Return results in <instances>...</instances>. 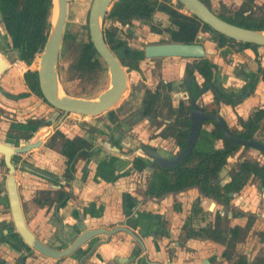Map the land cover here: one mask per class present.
I'll return each mask as SVG.
<instances>
[{
    "label": "crops",
    "instance_id": "1",
    "mask_svg": "<svg viewBox=\"0 0 264 264\" xmlns=\"http://www.w3.org/2000/svg\"><path fill=\"white\" fill-rule=\"evenodd\" d=\"M203 49L207 53V60L217 71L220 87L226 89L227 94H233L235 90L248 82V78L251 79V76H254L251 73H254L257 65L264 67L258 62V56L264 55L261 51L264 50L263 48H258L255 52L249 49L235 51L228 46L218 48L210 42H205ZM261 60H264V56ZM187 62L190 60L163 58L154 61V64L158 65L159 79L165 83L173 79L180 80L184 64ZM176 63L179 65L177 70L173 68ZM24 68L27 67L24 66ZM229 88L231 91L228 90ZM175 89L172 90V100L181 93ZM207 94L212 100L210 92L204 93L201 98ZM12 103L19 107L26 106L25 112L30 114L37 115L39 111L42 113L49 111L45 106L39 107L32 96ZM200 103H202L201 100ZM27 105H31L32 108ZM263 105L264 83L259 81L253 93L240 104L230 108L220 103L217 112L228 128L239 130L235 125L236 116L245 119L256 107ZM0 111L2 112L0 123L6 128L7 126L9 128L6 122L9 121L7 119L10 118L11 111L16 114L15 119L20 120L16 109L7 107L4 109L0 106ZM62 126L63 124L60 125L59 131L65 135ZM42 128L35 130L29 141L38 138V132ZM76 130L73 136H65L68 139L83 137L91 144V149L90 159L76 161L72 179L64 177V158L45 146L47 140L43 141L40 147L15 157L14 180L23 205L27 227L39 241L53 247H63V243L71 242L85 229L109 230L113 227H127L140 238L143 250L140 251L136 243L127 235L117 233L111 237H95L80 247L86 255L80 263V256L78 257L79 253H77L75 257H72L74 260L68 261L42 259L35 254H30L25 264H234L239 258H244L246 263L251 264L260 257L264 258V240L257 237L258 233H264V191L257 190L254 180L246 183L230 200L228 207L211 200H207L208 204L205 206L200 205L198 202L202 198L194 188L168 194L155 201H140L141 192L134 189L135 182L141 179L140 173L130 171V165L100 145L94 135L89 137L84 132L82 136L77 128ZM205 130L207 132L204 134H208L210 129ZM87 136L90 139H86ZM255 136L264 142V117ZM5 137L6 134L0 132V140L6 139ZM111 141L110 145L119 149V153L132 148L127 138ZM161 142L170 144L172 150L175 149L170 140H161ZM210 146L212 147V143L202 137L199 147L209 148ZM220 146V141L213 143L214 148ZM253 152L255 151L247 152L240 149L227 160L226 169L228 170L229 166L243 158L258 160ZM1 179L0 172V182ZM227 181L228 179L224 178L222 183ZM57 191L69 194V199L62 208H56L55 202L47 203L54 199ZM40 192L47 193L46 205L41 200L43 197H38ZM153 215L157 217L153 218ZM216 216L219 217L222 229L237 227L241 230L239 237L229 242L234 246L231 248L229 259L222 257L224 250L222 245L198 238L183 240L185 232L189 229L213 228ZM249 217L253 218V221L248 228H245ZM3 219H7L6 199L3 194H0V234L6 232L2 228L9 223V221H2ZM160 222L163 224L161 232L165 233L164 235L160 232ZM182 227L185 230H182ZM227 237L229 238V234ZM8 243L14 248L8 250V245H0L1 264H14L22 252L25 253L16 239H11ZM254 246L257 249L256 253L252 254L250 252ZM237 251H239L238 254L235 253Z\"/></svg>",
    "mask_w": 264,
    "mask_h": 264
},
{
    "label": "trees",
    "instance_id": "2",
    "mask_svg": "<svg viewBox=\"0 0 264 264\" xmlns=\"http://www.w3.org/2000/svg\"><path fill=\"white\" fill-rule=\"evenodd\" d=\"M172 0H115L110 9L106 13L103 20L102 34L105 44L115 55L121 67L128 71L138 72V62L143 59L142 52L129 48L124 41L117 36V28L131 27L132 21H137L146 26L150 33L160 35L165 32L171 43L192 44L194 43L197 32H208L211 41L220 48L224 45H236L238 49H251L255 51L257 48L253 45L235 43L221 35L216 34L207 26L198 22L192 15L179 13L182 9L181 5ZM208 9L211 10L208 0H199ZM222 11L214 13L224 22L248 29L264 31V5H257L248 1H243L239 6H222ZM52 2L51 0H0V21L10 44V49L14 52L16 60L22 62L27 67L30 66L34 58L40 54L43 43L45 41L50 26V16L52 21ZM155 13L162 14L168 18V27L158 29L152 25V17ZM109 23V27H104L105 23ZM69 35L63 32L60 52L65 51V44L68 43ZM72 40V38H70ZM74 62L71 69L79 74L89 75L93 72L105 73L103 63L98 59L91 43L87 37L85 42H80L76 46ZM61 56V55H60ZM59 73V71H58ZM184 74L190 80L188 87L189 97L194 100L198 98V91L211 83L212 66L206 59L192 60L184 66ZM194 74H197L202 83L198 87L194 81ZM23 82L27 89L35 96L41 98L37 87L36 72L27 70L23 75ZM264 82V68L258 69V77L256 82ZM256 82L247 84L250 92L253 91ZM171 83L163 84L158 82L153 91L143 90L141 107L139 115L141 118L156 117L160 115L162 109H165L168 116H173L171 123L166 127L161 138L170 137L174 140V144L179 150L184 148L185 139L188 133V112L190 105L187 100V106L180 101L176 109H172L169 103V92ZM213 95V101L218 102L221 91H217ZM165 100V105H161V101ZM226 104L233 106V102L227 98ZM213 113V112H212ZM264 116V110H256L245 121L237 119L240 131L231 132L233 137L238 139L253 141L254 134L259 128V123ZM106 120L113 124L117 123L116 116L113 111L104 114ZM206 123V122H205ZM35 128L41 126V123H28ZM119 126V125H118ZM208 134H202L207 141L221 140V147L217 149L209 148H193L192 151L183 159V161L171 169H161L155 164L149 166L151 172L146 180L143 194L146 197L161 199L168 194H176L190 188H196L202 198L213 200L224 207L228 206L230 197L228 193L237 194L246 185L249 180L256 182L258 191H264V166L256 161L242 160L234 164L228 172V181L224 184L216 182L218 173L224 168L226 160L231 158L239 149L247 150V147L227 142L221 136L217 126ZM25 129V128H24ZM25 139L30 138V134H26ZM45 146L48 149L55 150L64 158V177L73 178L74 166L77 160L88 158L91 144L84 138L74 137L72 139L65 138L61 133L55 131L46 141ZM264 157V155H262ZM146 165L135 160L132 162V169L141 172ZM47 195V193H41ZM69 199V194L57 191L55 198L49 200L48 204L55 202L57 208L65 205ZM176 208L174 207V210ZM253 218H247L245 228H248ZM163 230V224L160 225V232ZM182 230H185L182 227ZM159 232V233H160ZM241 230L237 227L232 229H221L219 217H215L213 228H202L197 230L189 229L185 232L183 240L187 239H203L212 243L222 245L224 250L222 257L229 259L233 242L239 237ZM161 234H163L161 232ZM165 234V233H164ZM163 234V235H164ZM229 234V238L227 237ZM257 237L264 240V233H258ZM17 264H23V258H19ZM234 264H248L244 258H239ZM253 264H264V259H257Z\"/></svg>",
    "mask_w": 264,
    "mask_h": 264
},
{
    "label": "water",
    "instance_id": "3",
    "mask_svg": "<svg viewBox=\"0 0 264 264\" xmlns=\"http://www.w3.org/2000/svg\"><path fill=\"white\" fill-rule=\"evenodd\" d=\"M88 1L89 9L86 17L87 35L93 50L98 56V59L105 67L108 85L106 89L103 90L96 98L90 100L70 97L62 92L58 82L57 60L65 26L67 0H51V11L54 12V18L53 21L50 22L48 33L43 43L41 52L38 55L37 69L35 72L37 87L42 100L47 104L48 107L52 109L54 116H57L59 113H61L60 119H62L67 114H74L79 117H95L102 115L107 111H110L117 104L125 89V74L115 56L106 46L102 34L103 20L115 0ZM176 1L186 12L191 14L196 20L210 28L216 34L221 35L233 42L264 47V31L248 30L228 24L218 18L199 0ZM142 53L145 59L179 58L191 60L204 59L207 54L202 46L198 44L179 43H159L147 45L143 47ZM5 69L6 64L0 58V75ZM213 78L214 80L211 82V84L202 89L199 92L200 94L204 93V91L210 88V86H213L220 91L217 74H214ZM182 79H184L183 73ZM188 84L189 82L186 80L185 85L188 86ZM244 97L245 95L241 97V100L244 99ZM189 105L191 110L188 114V133L184 148L181 151L170 156L169 158L163 157L156 150L149 148H145L143 152L140 151L136 154L149 162H154V164L161 169H171L172 167L181 163L192 150L197 140L199 126L202 121L215 122L223 139H225L227 142L242 147H248L264 154L263 143L256 141H245L233 137L230 135L224 122L218 115L203 113L200 107L201 104L197 103L191 97L189 98ZM49 122L53 124L54 128L59 123L58 121L57 124H54L53 120H50ZM42 129H45V131L42 134L38 133V138L33 139L28 143L17 144L16 147L14 146L15 142L11 139L0 140V157L3 167L6 170L4 188L6 192L8 208L13 229L21 240L22 244L42 257L52 260H59L68 257L77 251L79 252L80 247L95 237H111L117 233H123L127 235L132 241H134L141 250H143L140 239L127 227H113L110 230L96 228L82 231L72 240L70 245L60 250H54L42 244L28 230L23 219L20 202L17 195L16 183L14 181V166L11 162V158L14 155L24 154L40 147L41 143L45 141L51 133V130L47 127ZM97 141L99 142V140ZM100 145L105 147L108 151H111L114 155H117L118 158L122 160L126 159V157L119 153V149L116 147L107 143H100ZM131 158L132 156L128 157L126 160L132 161ZM224 174L225 170L221 169L216 182H219ZM227 196L232 198L234 195L232 193H228ZM84 257L85 256L83 255L79 258V263L84 259Z\"/></svg>",
    "mask_w": 264,
    "mask_h": 264
},
{
    "label": "flooded vegetation",
    "instance_id": "4",
    "mask_svg": "<svg viewBox=\"0 0 264 264\" xmlns=\"http://www.w3.org/2000/svg\"><path fill=\"white\" fill-rule=\"evenodd\" d=\"M173 1V0H172ZM171 1V4L172 5H174L175 3H173ZM176 1V0H175ZM209 1V0H208ZM235 6H239V4L238 5H235ZM183 9V8H182ZM182 9H180V10H178V12L179 13H182V14H185V13H183L181 10ZM184 10V9H183ZM210 10V9H209ZM185 11V10H184ZM211 12H212V10H210ZM186 12V11H185ZM213 13V12H212ZM51 14H52V11H51ZM155 15H159V16H161L162 18H167L166 16H164V15H162V14H159V13H155L154 15H153V17L155 16ZM185 15H189V13L188 12H186V14ZM191 15V14H190ZM152 17V18H153ZM50 20H51V16H50ZM157 21H159V19H157L156 17L154 18V26L155 27H157L158 29H164V28H167L168 27V18H167V20H164L165 21V23L167 24L166 25V27H162V26H157L156 24H158V23H156ZM198 21V20H197ZM199 22V21H198ZM134 23H138L139 25H141V26H144V25H142V24H140L139 22H137V21H132L131 22V27L129 28V27H119V26H117L116 24L114 25V26H116V28H117V36H118V30L119 29H123V28H126V29H129L130 31H133V29H132V26H133V24ZM156 23V24H155ZM202 24V23H201ZM204 25V24H203ZM144 27H146V26H144ZM64 28H65V26H64ZM102 28H103V26H102ZM147 28V27H146ZM147 30H148V32H149V34L150 35H152V36H154V40H156V38H162L161 36L162 35H166L167 36V34L165 33V32H163V33H161L160 35H157V34H153V33H150V31H149V29L147 28ZM64 32V31H63ZM129 32V31H128ZM104 39V38H103ZM163 39V38H162ZM121 40V39H120ZM123 41V40H122ZM205 42H210V43H212V44H214L215 46H216V44L214 43V42H212L211 41V36H210V34L208 33V32H202V31H198L197 32V34H196V37H195V40H194V43H192V44H198V45H200V46H202V48H203V44L205 43ZM159 43H171V42H169V40H168V38H165V39H163V41H161V40H159L157 43H153V44H159ZM235 43H237V42H235ZM126 44V43H125ZM241 44V43H240ZM127 45V44H126ZM147 45H152V44H145L144 46H147ZM107 46V45H106ZM128 46V45H127ZM143 46V47H144ZM224 46H228V48L229 47H231L232 48V50L234 49L235 51H238V50H243V49H238L237 47H236V45H224ZM254 46V45H253ZM108 47V46H107ZM129 47V46H128ZM143 47L142 48H132V47H129V48H131V49H135V50H139V51H141L142 52V49H143ZM257 48L256 49H258V48H263L264 49V47H258V46H256ZM109 49V48H108ZM246 49H248V48H246ZM256 49H255V51H256ZM110 50V49H109ZM249 50H251V49H249ZM251 51H253V50H251ZM254 51V52H255ZM111 52V51H110ZM112 53V52H111ZM9 54H13V58H14V62H12V63H10L9 61H7V56L9 55ZM113 54V53H112ZM114 55V54H113ZM142 55H143V53H142ZM115 56V55H114ZM0 58L5 62V64H6V69L4 70V72L10 67L9 65L10 64H13V63H15V62H17V63H20V64H23L22 62H20V61H17L16 60V56H15V54H14V52H12L11 51V49H10V44H9V40H8V38H7V36L5 35V32H4V30H3V27H2V24H1V21H0ZM116 58V57H115ZM163 59V58H162ZM204 59H206L207 60V58H206V56H205V58ZM157 60H159V59H145L144 57H143V59L142 60H140L139 62H138V72H135V71H128V70H126L127 72H130V73H133L134 75V77H135V75H139V77H140V74H141V72H140V65H141V63L143 64V63H145V62H148V61H151L152 62V64L158 69V65L155 63L154 64V61H157ZM187 60H190V62L192 61L191 59H187ZM193 60H198V59H193ZM118 61V60H117ZM208 61V60H207ZM190 62H187V63H190ZM209 62V61H208ZM119 63V62H118ZM187 63H185L184 64V66L187 64ZM209 64L212 66V78H213V75L214 74H217L216 72L217 71H215L214 70V67H213V65L209 62ZM24 65V64H23ZM31 65V64H30ZM24 66H26V65H24ZM27 67V66H26ZM29 67V66H28ZM122 68V70H123V68L124 67H121ZM259 68H264L263 66H261L260 64L259 65H257V68H256V70L254 71V73L252 72L251 74L252 75H254L253 77L251 76V79L250 78H248L249 80H247L248 82H246L240 89H237V90H235L234 91V93L233 94H227L226 92H225V90L226 89H223L222 87H220L219 89H220V91H221V93H219V94H221V96H223V97H219V100H218V102L217 103H215L214 101H213V95L214 94H217L218 92L217 91H219L217 88H214L213 86H210V88H208V89H206L205 91H204V93H206V92H210V94L212 95V100H211V104H212V106H214V107H212L211 109H207L206 107H205V105H203L202 103H200V100H201V96L204 94V93H202V94H200L199 92L202 90V89H204V88H202V89H200L199 91H198V98L195 100L197 103H200L201 105H200V107H201V110H202V112L203 113H206V114H215V115H218L219 117H220V115L218 114V112H217V107H218V105L220 104V103H222V104H224V105H226V106H229L230 108H234L235 106H237L238 104H240L244 99H246V98H248L252 93H253V91L252 92H250L249 90H248V88H247V84H250V83H253V82H256V79H257V77H258V69ZM126 69V68H125ZM27 71V70H26ZM25 71V72H26ZM29 71H32V70H29ZM3 72V73H4ZM24 72V73H25ZM123 72H124V70H123ZM3 73L0 75V78H1V76L3 75ZM23 73V74H24ZM182 73H183V77H184V79H182V77H181V79L179 80V82L182 84V86H183V90H179L178 92H180L181 91V93L176 97L177 99H176V103L174 104V105H172L171 104V102H169L170 103V107L172 108V109H176V107H177V105H178V103L180 102V99H182V98H184L185 99V101H182V102H184V105L185 106H187V104L189 103V93H188V87H189V85H190V80L187 78V76L184 74V67H183V70H182ZM22 74V75H23ZM125 74V73H124ZM126 78V77H125ZM212 78H211V82H212ZM186 80H188V82H189V84H188V86H186L185 85V81ZM22 81H23V78H22ZM37 81V80H36ZM162 82V80H158L157 82H156V84L158 83V82ZM194 81H195V83H196V85L198 86V87H200V85H201V83H202V79L197 75V74H194ZM172 81H169V82H162L163 84H166V83H171ZM259 82V81H258ZM260 82H262V81H260ZM257 83V82H256ZM264 83V82H263ZM156 84L153 86V88H145V89H148V90H150V91H153L154 90V88H155V86H156ZM211 84V83H210ZM210 84H208V85H210ZM23 86L26 88V94L24 93V94H18V95H9V94H7V93H2L5 97H7V99H10L11 101H13V102H18V101H22V100H24L25 98H27V97H29V96H32V97H34L35 98V102H37V104H38V106L40 107V106H45V108L46 109H49V111H47V112H41V111H39V114L37 113V115H35V114H30V112H25L26 111V109H25V107H24V109L25 110H23L24 111V113H22L21 111H17L18 113L17 114H19V116H20V120H16L15 119V117H14V115H16L13 111H11L12 113L11 114H9L10 115V118H8L7 120H9V121H7L6 123L9 125V130L12 132V133H7L6 134V139H4V140H8V139H11L12 141H14L15 142V147L17 146V144H20V143H28V142H30L29 140H30V138H31V134L35 131V130H38L39 128H44V127H47V128H49L50 130H51V133H50V135H49V137L55 132V131H58L59 133H61L60 131H59V128H60V125L61 124H63L64 123V121H65V119L68 117V115L69 114H67V115H65L62 119H60V117H61V113H59V115H57V116H54V114H53V111H52V109L50 108V107H48L47 106V104L42 100V98H39V97H37V96H35L34 94H32L28 89H27V87L24 85V82H23ZM255 86H256V84H255ZM255 86H254V88H255ZM175 87V85L173 86V84L171 83V90H170V92H169V97L171 98V94H172V90H173V88ZM144 90V89H143ZM143 90H141V98H140V101H139V106H138V108H137V110L135 111V113H134V115L132 116L133 118H137L139 121H143L142 123H144V124H147V123H151L152 121H154V122H157V121H159V123L158 124H152L151 123V125L149 126V128L150 129H155L156 128V131H155V133L153 132V135L155 134H157L156 135V137L155 138H153V139H156V140H160V142H161V140H170L171 142H172V144H173V146L175 147V149L174 150H172L171 151V153L169 154V155H167V156H164V155H162L161 153V155L163 156V157H167V158H169L170 156H172V155H175L177 152H179V151H181V150H179L178 149V147H176L175 146V144H174V140L172 139V138H170V137H166V138H161L160 137V135L163 133V131L166 129V127L171 123V121H172V118H173V116H168L167 115V113H166V111H165V109H163L164 111H165V114L163 113L162 114V110H161V112H160V115H161V117H159L158 115H156V117H149V118H141L140 117V115H139V111H140V107H141V100H142V96H143ZM176 90H178V88H177V85H176ZM254 90V89H253ZM177 92V93H178ZM246 93V94H245ZM243 95H245V97H244V99H242L241 100V97L243 96ZM192 98V97H191ZM227 98H229V100H231L232 102H233V106H230V105H228V104H226V100H227ZM187 100H188V103H187ZM16 107H19V106H17V104L15 105ZM31 108H32V106L31 105H29ZM38 106H36V109H38ZM119 108V107H118ZM118 108L116 109V110H118ZM128 108H131V107H128L127 106V109ZM190 110H191V108H190ZM190 110H189V112H190ZM256 110H264V105L262 106V107H256L248 116H250L253 112H255ZM110 111H113V110H110ZM126 111V109H122V111L120 112V111H118V112H116V111H113L114 112V114H115V116H116V119H117V123L118 124H116V122H114L113 124H111V123H109L107 120H106V124H107V126L104 128V129H102V130H99L98 128H94V127H91V126H89V127H85V129L84 128H82L84 131H86V133H87V135L89 136V137H91L92 135H94V137L96 138V140H99V143H107V144H112V141L111 140H113V139H115V140H118V141H121V140H123V139H125V138H127V139H129L130 140V143H131V146H132V148L131 149H128L126 152H124V153H120L121 155H123L124 157H126V159L128 158V157H130V156H132V158H131V160L132 161H127L126 159H124V162L125 163H128L129 165H130V171H132V172H135V173H140V177L139 178H141L140 180H139V182H135V185H134V189L135 190H137L139 193L141 192V194L139 195L141 198L139 199L140 201H144V200H149V201H155L156 199H154V198H149V197H146L144 194H143V191H144V189H145V183H146V180H147V178H148V176H149V174H150V172H151V170H150V168H149V166H152L153 164H154V162H149V161H147L146 159H144L143 157H140V156H138L136 153L137 152H143V150L145 149V148H149V149H152V150H156L152 145H150V144H145L144 142H142L140 139H138V138H134L133 137V135H132V131L134 130V127L135 126H137L138 124H139V122H138V124H128V122H127V119L126 118H128L127 116H128V113L127 114H125L124 112ZM108 112V111H107ZM189 112H188V114H189ZM213 112V113H212ZM118 113V114H117ZM105 114V113H104ZM104 114H102L103 116H104ZM122 114V115H121ZM165 115V116H164ZM99 116H101V115H99ZM163 116L164 117H166L165 119H163ZM247 116V117H248ZM96 117H98V116H95V117H91V118H96ZM247 117L245 118V119H242V118H240V117H238V116H236V122H235V125H236V127L237 128H239V130H237L236 128H228L227 126H226V124H225V122H224V120L222 119V117H220L221 119H222V121L224 122V124H225V126H226V128H227V130H228V132L230 133V135H231V132H235V131H240L241 130V128H240V126L237 124V119H240V120H242V121H245L246 119H247ZM264 117V116H263ZM4 119V118H3ZM106 119V118H105ZM263 119V118H262ZM50 120H53L54 122V124H57L58 123V121H59V123L57 124V126L54 128L53 127V124H51L49 121ZM138 120H136V121H138ZM153 122V123H154ZM206 122V123H205ZM261 122H262V120L260 121V123H259V127H260V124H261ZM28 123H31V124H34V123H41V126H39V127H37V128H35V130L33 131V132H31L30 130H29V128L30 127H32L31 125H29L28 126ZM188 123H189V121H188ZM140 124H141V122H140ZM139 124V125H140ZM213 124H215L216 126H217V124L215 123V122H211V121H202L201 123H200V126H199V132H198V136H197V140H196V142H195V144H194V146H193V148H198L199 147V143H200V141L202 140V134H204V133H206L207 131L204 129V127H207V128H209L210 130H208V135H209V132H211L212 130H213V128H214V126H213ZM119 125V126H118ZM18 127H20V129H17ZM188 127H189V124H188ZM23 128H25V129H23ZM217 128H218V126H217ZM259 129V128H258ZM13 130V131H12ZM218 130H219V128H218ZM45 131V129H42V130H40L38 133L39 134H42L43 132ZM258 131V130H257ZM256 131V132H257ZM220 132V131H219ZM26 134H30V138H28V139H25V135ZM62 134V133H61ZM256 134V133H255ZM255 134H254V140L253 141H256V142H260V143H263L264 144V142H262L261 140H259V139H257L256 138V136H255ZM10 135V136H9ZM63 135V134H62ZM65 138H67L65 135H63ZM85 137L86 139H88L89 137ZM222 136V135H221ZM8 137V138H7ZM48 137V138H49ZM187 137V136H186ZM48 138L46 139V140H48ZM80 138H83V137H80ZM236 138V137H235ZM68 139V138H67ZM90 139V138H89ZM3 140V139H2ZM18 140H20V142H17ZM186 140V139H185ZM217 141H220V143H221V140H217ZM217 141H211V143H212V149H214V147H213V143L214 142H217ZM246 141V140H245ZM43 143V142H42ZM42 143H41V145H42ZM98 143V144H99ZM40 145V146H41ZM100 147V146H99ZM221 147V146H220ZM219 147V148H220ZM240 147H242V146H240ZM192 148V149H193ZM248 148V147H247ZM100 149V148H99ZM215 149H217V148H215ZM240 150V149H239ZM238 150V151H239ZM241 150H243V149H241ZM249 150H251V151H255L256 153H258V155L260 156V157H262L263 158V160H264V157L262 156V155H264V154H262V153H260V152H258L257 150H253V149H250V148H248L247 150H243V151H249ZM55 151V150H54ZM157 152H158V150H156ZM192 151V150H191ZM237 151V152H238ZM109 152H111V151H109ZM159 153V152H158ZM25 154V153H24ZM89 154H90V151H89V153H88V158H86V159H84V160H88V159H90V157H89ZM21 155H23V154H18V155H14L12 158H11V162H12V164H13V166H14V175H15V157H17V156H21ZM234 156V155H233ZM232 156V157H233ZM231 157V158H232ZM120 159V158H119ZM229 159V158H228ZM227 159V160H228ZM126 160V161H125ZM135 160H139V161H141V162H143L145 165H146V168L144 169V170H142L141 172H136L135 170H133L132 169V162L133 161H135ZM227 160H226V163H227ZM242 160H248V161H256V162H258L260 165H263L264 166V163L263 162H259L258 160H255V159H249V158H243ZM242 160H238V161H236L235 163H237V162H240V161H242ZM78 161V160H77ZM234 163V164H235ZM234 164L233 165H231V166H229L228 167V170L226 169V166H228V163H227V165L224 167V168H222V169H224L225 170V174L223 175V177L220 179V181L218 182L219 184H224V183H222V180L224 179V178H227L228 179V177H227V175H228V172H229V170H230V168H232L233 166H234ZM221 171V170H220ZM0 172H1V174H2V179H1V182H0V194H3V196L5 197V199H6V213H7V219H3L2 221H9V223H8V226L7 225H5L2 229H4L3 231H6V232H4V233H2V234H0V245H3V244H6V245H8L9 246V248H8V250H11L12 248H14L11 244H9L8 242L11 240V239H16V241H17V243H19L18 245L20 246L21 245V247H22V250L23 251H25V253L24 252H22V254L15 260V262H14V264H17V261H18V259L19 258H23V264H25V261H26V259L27 258H29V255L31 254H35L36 256H38V257H40V258H42V259H47V258H45V257H42L41 255H39V254H37V253H35L34 251H32V250H30L29 248H27V247H25L23 244H22V242H21V240L19 239V237L17 236V234L15 233V231H14V229H13V226H12V220H11V216H10V212H9V208H8V203H7V198H6V192H5V188H4V180H5V177H6V170L4 169V167H3V164H2V161H1V157H0ZM219 174V173H218ZM218 177V176H217ZM217 180V179H216ZM15 181V180H14ZM137 181V180H136ZM226 183V182H225ZM191 189V188H190ZM194 189H196V188H194ZM16 190H17V185H16ZM197 190V189H196ZM198 192V191H197ZM41 193H43V192H40V193H38V197H43V198H41V200H42V202H43V204L44 205H46V202H47V199H46V197H45V195H43V194H41ZM138 193V194H139ZM239 193V192H238ZM237 193V194H238ZM17 195H18V191H17ZM198 195H199V193H198ZM234 196L232 197V198H234L235 196H236V194H233ZM199 197L200 198H202L200 195H199ZM55 198V197H54ZM231 198V199H232ZM18 199H19V202H20V207H21V211H22V215H23V219H24V222H25V218H24V213H23V205H22V203H21V201H20V197H19V195H18ZM230 199V200H231ZM202 200H204V203L202 204L201 203V200H199V202L198 203H200V205H202V206H205L206 204H208V201L207 200H210V199H205V198H202ZM211 201H213V200H211ZM213 202H215V201H213ZM230 202V201H229ZM52 204V203H51ZM229 204V203H228ZM57 204L55 203V206H56ZM228 207V206H227ZM57 208V207H56ZM62 208V207H61ZM154 217H157V215H153V218ZM149 221H151V220H149ZM159 221H161V220H159ZM160 225H161V222L159 223ZM25 225H26V222H25ZM160 225H159V227H160ZM26 227H27V225H26ZM221 227H222V225H221ZM28 228V227H27ZM96 229V228H95ZM222 229V228H221ZM28 230L32 233V231L28 228ZM85 230H88V229H85ZM85 230H83V231H85ZM110 230V229H109ZM81 233V232H80ZM133 233V232H132ZM33 234V233H32ZM135 234V233H134ZM34 235V234H33ZM78 235V234H77ZM76 235V236H77ZM136 235V234H135ZM158 234L156 233V236H157ZM75 236V237H76ZM137 236V235H136ZM34 237H35V235H34ZM138 237V236H137ZM36 238V237H35ZM139 238V237H138ZM37 239V238H36ZM140 239V238H139ZM38 240V239H37ZM39 241V240H38ZM60 241L62 242V240L60 239ZM41 242V241H40ZM72 242V241H71ZM71 242H69V243H63L64 244V246L63 247H53V246H50V245H48V244H45V243H43V242H41L42 244H44V245H46V246H48V247H50V248H52V249H54V250H60V249H62V248H65V247H67L68 245H70V243ZM141 242V241H140ZM137 245V244H136ZM138 246V245H137ZM234 246L232 245V248H233ZM138 248H139V250L141 251V249H140V247L138 246ZM13 250V249H12ZM27 251V252H26ZM79 253V255H81V256H83L84 255V251H79L78 252ZM79 255H78V257H79ZM80 256V257H81ZM84 256H86V255H84ZM258 259H264V258H258ZM50 260H52V259H50ZM0 264H1V262H0ZM4 264V263H3ZM251 264H253V263H251Z\"/></svg>",
    "mask_w": 264,
    "mask_h": 264
},
{
    "label": "rangeland",
    "instance_id": "5",
    "mask_svg": "<svg viewBox=\"0 0 264 264\" xmlns=\"http://www.w3.org/2000/svg\"><path fill=\"white\" fill-rule=\"evenodd\" d=\"M243 1L245 0H209V4L212 12L219 13L222 11L223 5L225 7H230L233 5H238ZM246 1L250 3H255L257 5H262V4L264 5V0H246ZM172 2L175 3V0H173ZM88 9H89L88 0H67L65 31L68 33L69 37L72 38V40L69 38L68 43L65 44L64 52L59 51L58 60H57L58 82L62 92L70 97L81 98L86 100L96 98L103 90L106 89L108 85V78L106 71L105 73L102 74L98 72H93L92 74L84 75V74L76 73L71 69L74 62L77 44L80 42H85L88 37L87 27H86V17H87ZM181 11L186 14V12L183 9ZM156 18L159 19V21L156 22L158 24L155 23L157 26L160 25L162 27H166L167 24L165 23L164 20H167V18H162L159 15H157ZM152 25L154 26V17L152 18ZM109 26L110 24L107 22L104 24V27H109ZM132 29L133 31H130L129 29L126 28L118 30V37L121 40H123L129 47L132 48L139 49L142 48L145 44H153L154 42L157 43L159 40L163 41V39L167 38L166 35H162L161 37L163 39L156 38V40H154L155 39L154 36L149 34L147 28L141 27L138 23L133 24ZM261 51L264 52V50ZM262 56H258L259 58L258 62L264 65V60H261ZM6 59L10 63L14 62L13 54H9ZM37 59H38V55L34 58L31 65L27 68H24L23 64L17 62L10 64L9 65L10 67L3 73V75L0 78L1 107H3L4 109L6 107L9 109H16V111H22V113H24L23 110H25L24 107L26 106L16 107L15 105H12L13 101L7 99V97H5L2 93H7L9 95H18L24 93L26 94V88L23 86L22 74L26 70L35 71L37 69ZM173 66H174L173 68L177 70L179 65L176 63ZM123 70L126 77L125 89L119 101L111 110L116 112L118 111L121 112L122 109H126L124 113L125 114L128 113L127 116L128 118H126L128 124L129 123L138 124V122L140 124L141 122L140 125L138 124L137 126L134 127V130L132 131L133 137L140 139L145 144L152 145L162 155L164 156L169 155L172 151V146L170 144H164L159 140L153 139L157 135V134L153 135V132L155 133L156 128L155 129L149 128L151 123L158 124L159 121L154 122L155 121L154 120L151 123L144 124L142 123L143 121H139L137 118L132 117L139 106V101L141 98V90L145 88H150V89L153 88L155 83L158 80H160L159 70L152 64L151 61L145 62L143 64L141 63L140 77L139 75H135V77L132 76L134 74L127 72L125 68H123ZM171 83L173 84V86L175 85L174 88H176L177 85L178 90H183V86L179 82V80L173 79ZM228 90L231 91V88H229ZM176 99H177L176 97L173 98V100L171 98V100L169 99V102H171V104L174 105L176 103ZM180 101H185V99L182 98L180 99ZM201 101L202 104L205 105L207 109H211L213 107L212 104L210 103L211 100L209 94L201 98ZM164 103H166L165 100H162L161 105H165ZM127 106L131 108L127 109ZM117 108L118 110H116ZM1 113L2 112L0 111V114ZM163 113L165 114V111L162 109V114ZM164 116L163 119L166 118ZM159 117H161V115ZM89 126L102 130L107 126L106 119L103 115L98 116L96 118H91V117H79L74 114H69L68 117L65 119L62 127L64 128L65 135L67 136H73L74 133L77 131L76 128L78 129L79 134L84 136L83 134L86 131H84L82 128L85 129V127H89ZM7 128L5 125L0 123V132L5 134L12 133ZM205 128L208 129L207 127H204V129ZM17 129H20V127H18ZM253 153H255V157L256 159L259 160V162L264 163L263 158L260 157L258 153L257 154L256 152ZM256 249L257 247L255 246L252 247L250 253L255 254ZM77 253L78 251L71 254L68 257L62 258V260L64 261L74 260V258L72 257H75ZM235 253L238 254L239 251ZM248 261L251 262L249 258Z\"/></svg>",
    "mask_w": 264,
    "mask_h": 264
},
{
    "label": "bare ground",
    "instance_id": "6",
    "mask_svg": "<svg viewBox=\"0 0 264 264\" xmlns=\"http://www.w3.org/2000/svg\"><path fill=\"white\" fill-rule=\"evenodd\" d=\"M53 18H54V12L52 11V21H53ZM51 20H50V22H52Z\"/></svg>",
    "mask_w": 264,
    "mask_h": 264
},
{
    "label": "built area",
    "instance_id": "7",
    "mask_svg": "<svg viewBox=\"0 0 264 264\" xmlns=\"http://www.w3.org/2000/svg\"><path fill=\"white\" fill-rule=\"evenodd\" d=\"M201 203L203 204L204 203V200H201Z\"/></svg>",
    "mask_w": 264,
    "mask_h": 264
}]
</instances>
